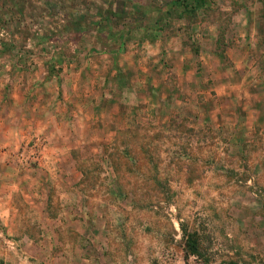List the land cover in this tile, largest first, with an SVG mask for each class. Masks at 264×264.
Returning <instances> with one entry per match:
<instances>
[{"label": "rangeland", "instance_id": "1", "mask_svg": "<svg viewBox=\"0 0 264 264\" xmlns=\"http://www.w3.org/2000/svg\"><path fill=\"white\" fill-rule=\"evenodd\" d=\"M0 264H264V0H0Z\"/></svg>", "mask_w": 264, "mask_h": 264}, {"label": "trees", "instance_id": "2", "mask_svg": "<svg viewBox=\"0 0 264 264\" xmlns=\"http://www.w3.org/2000/svg\"><path fill=\"white\" fill-rule=\"evenodd\" d=\"M198 1H199V0H196L197 5H198ZM200 1H201V0H200ZM200 3H201V2H200Z\"/></svg>", "mask_w": 264, "mask_h": 264}]
</instances>
